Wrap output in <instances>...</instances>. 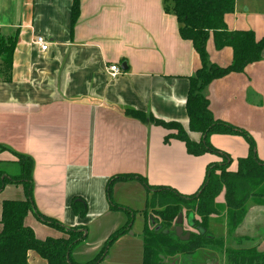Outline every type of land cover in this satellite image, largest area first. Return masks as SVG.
Instances as JSON below:
<instances>
[{
  "label": "crops",
  "instance_id": "obj_1",
  "mask_svg": "<svg viewBox=\"0 0 264 264\" xmlns=\"http://www.w3.org/2000/svg\"><path fill=\"white\" fill-rule=\"evenodd\" d=\"M80 4L73 28V0H0V40L17 36L12 66L6 68L0 59L1 180L20 174L16 154L32 159L36 209L67 228H87L88 238L73 252L79 263L82 251L94 253L115 232V217H120L123 228L129 222L126 215L143 210L145 232L155 196L138 181H119L112 196L122 209L115 210L107 196L111 179L137 174L152 187L190 196L202 186L207 167L222 161L214 154L191 156L182 141L170 137L166 142L175 131L127 114L137 111L179 123L193 142L202 140V134L190 131L186 109L190 80L202 67L201 59L193 43L181 37V25L166 11V0H80ZM225 27L227 33L253 32L257 41L264 39V0H237L235 12L225 17ZM39 36L50 43L47 52L34 43ZM207 51L211 63L221 68L234 61L233 48L218 49L213 35ZM112 65L122 70L115 79L107 74ZM205 95L215 120L246 132L264 162V51L262 59L243 73L214 81ZM209 141L230 156V172H236L238 160L249 155V143L242 135L213 134ZM15 165L17 175L3 169ZM74 199L85 201V218L75 215ZM8 201H26L24 187L8 184L0 192V222L3 203ZM216 203L218 214L210 217L204 234L227 240L231 249L264 252V203L251 197L236 223L224 193ZM25 225L40 241L68 239L33 213ZM106 227L110 229L98 239ZM2 229L0 223V233ZM128 235L134 233L121 236L118 243ZM143 258L144 245L139 264ZM195 260L178 256L167 264H198ZM28 262L48 264L33 251ZM221 262L213 257L204 264Z\"/></svg>",
  "mask_w": 264,
  "mask_h": 264
},
{
  "label": "trees",
  "instance_id": "obj_2",
  "mask_svg": "<svg viewBox=\"0 0 264 264\" xmlns=\"http://www.w3.org/2000/svg\"><path fill=\"white\" fill-rule=\"evenodd\" d=\"M237 0H166V11L173 13L179 24L180 35L184 40L193 43L196 53L199 55L202 67L197 71L190 82V90L186 109L190 121V131L202 134L199 143L193 142L183 127L176 122L167 123L152 116L137 111H128L127 114L142 120L149 121L167 130H175V135L168 136L166 142L172 137L182 141L187 148L188 154L200 157L206 154H214L222 158L221 164L213 163L207 167L205 180L200 189L193 195L185 196L176 190L165 187H152L147 180L137 174H125L111 179L107 187V196L110 206L120 210L113 202L112 192L115 183L119 181H138L155 197H163V208L156 211L161 220L158 231L149 233L147 227L144 232V258L143 264H167L169 260L187 251L181 250V246H188L190 240L181 242L175 238L171 231L176 226L178 216L182 214L183 208L193 209V225L198 226L202 231L200 239L208 244L216 241L214 237L204 234L209 219L212 215L218 214L216 200L223 193L225 203L233 220L236 223L238 215L246 212V205L255 193L251 194L252 188L264 185V162L258 159L256 145L253 139L244 131L221 121L215 120L205 95L206 89L216 80L222 79L232 73H243L246 67L259 62L264 51V39L257 41L253 32L227 33L225 31V17L235 12ZM80 0H73L72 27L74 28L80 17ZM214 36L216 47H232L234 50V61L232 65L221 68L212 64L207 51V44ZM17 43V36L0 40V59L5 67L10 68L13 61V53ZM213 134L242 135L249 143V155L238 160L236 172H230L229 168L232 159L228 154L216 149L209 141ZM20 174L17 176H6L1 180L0 192L8 184L22 185L26 191V201L3 203L0 233V264H29L28 255L31 251L36 252L48 264H99L107 257L105 251L115 243L121 236L129 233L132 228L133 218L128 224L112 234L106 241L100 255L95 259L79 263L73 258L74 250L83 243L88 235L87 228H67L59 221L41 214L35 206L33 198V161L31 158L18 155ZM220 171V174L217 172ZM153 202L150 203L149 208ZM149 205V203H148ZM72 209L76 216L85 218L88 208L84 200L74 199ZM33 213L43 224L53 227L68 236V239H47L40 241L36 238L34 231L25 225V219ZM129 213V211H128ZM133 214L132 212L129 213ZM147 215V213H146ZM198 216L199 220H195ZM206 226V227H205ZM199 239V240H200ZM177 243L170 247L168 243ZM223 242V240H219ZM190 247V252H191ZM226 264H264V252L256 249L235 250L225 249ZM188 257V256H183Z\"/></svg>",
  "mask_w": 264,
  "mask_h": 264
},
{
  "label": "rangeland",
  "instance_id": "obj_3",
  "mask_svg": "<svg viewBox=\"0 0 264 264\" xmlns=\"http://www.w3.org/2000/svg\"><path fill=\"white\" fill-rule=\"evenodd\" d=\"M171 131H175V130H171ZM175 132L177 133V131H175ZM222 162H223V160L218 164H221ZM3 169L5 170L6 173H9V174H15V175L19 174V168L16 165L13 167H6ZM217 174H220V171H218ZM252 193H255V197L257 198V200L264 203V201H262V198H264V185L252 188L251 194ZM112 198H113V196H112ZM162 199H163V197H160V196L155 197V200L153 201V204L150 207V211H149L148 219H147V224L145 226V228L147 227V230L149 231V233H153L154 231L156 232L160 228L161 220L156 215V211H160L163 208V206L161 204ZM113 202H114V198H113ZM157 202H161V203H157ZM182 210H183L182 214L184 215V218H186V221H184V224L186 226H184V224L182 225V227L184 229V233L185 234L190 233L191 235H190V239H189L190 243L188 244V246H186V245L181 246V250L187 251L186 255L182 254L180 256L193 257L196 259L195 261L198 264H204V262L207 259L209 260V259L215 257V258H220L222 260V262L220 264H226V257L224 255L223 251L225 249H228L227 245L229 243L227 242V240L222 239L223 242H219L220 239L215 238V240H217V242L213 241V242H210L207 244L205 242V240L200 239L199 235H202V231L198 228V226L193 225V222H192V225H190V223H189L190 218H193V216L190 217V215H189V214H194L193 209L190 210V209L185 207ZM131 212L133 214H131V215L128 214L126 216L129 217V220H131L133 218L132 228H131V231L129 232V234L134 233V236L130 237V235H128V237L124 241V243H118L119 239L117 241H115V243L112 244L110 247H108V249L105 251V253H107V257L105 259H102V261H100L99 264H139V257H140V254L143 252V245H144L143 220L145 218V215H144L145 213L143 212V210H135V211H131ZM197 218H198L197 220L200 221V218L198 216H197ZM194 219L196 220L195 215H194ZM113 224L118 225L115 232L117 230H119L120 228H122V226H123V224H120V217H115V219L113 220ZM207 226H208V224H207ZM173 227H174V225L172 226L171 231L173 233H175L174 237L178 238L181 242H187V241H182L181 238H179L177 236V233H176L177 224H176L175 228H173ZM109 229L110 228H108V227L104 228V230L102 229L97 234L96 237H99L98 239L104 237ZM115 232L113 230L109 234V237L112 234H114ZM104 245L105 244L102 243L100 245L101 248L99 250L95 251L94 253H92L89 250L82 251L81 263H85V262H88V261L95 259L102 252ZM176 245H177V243H172L171 241H170V243H168V246H170V247H174ZM190 247L192 249L191 252H190ZM211 252H214V253L216 252L218 254V256H216L217 254L213 255V253H211ZM200 253H203V255ZM174 259H171L169 261L174 262Z\"/></svg>",
  "mask_w": 264,
  "mask_h": 264
},
{
  "label": "built area",
  "instance_id": "obj_4",
  "mask_svg": "<svg viewBox=\"0 0 264 264\" xmlns=\"http://www.w3.org/2000/svg\"><path fill=\"white\" fill-rule=\"evenodd\" d=\"M34 43L41 49L42 52H47L50 43L42 36L36 37ZM107 74L111 79H115L122 74V70L118 65H112L108 67Z\"/></svg>",
  "mask_w": 264,
  "mask_h": 264
},
{
  "label": "water",
  "instance_id": "obj_5",
  "mask_svg": "<svg viewBox=\"0 0 264 264\" xmlns=\"http://www.w3.org/2000/svg\"><path fill=\"white\" fill-rule=\"evenodd\" d=\"M122 70L123 71H126L127 70V66L126 64H123L122 66ZM190 225H192V218H190V221H189ZM177 224V228H176V233H177V236L179 238H181L182 241H188L190 239V233H184V229L182 227V225L184 224V215L183 214H180L178 216V220L176 222ZM87 234V232H86Z\"/></svg>",
  "mask_w": 264,
  "mask_h": 264
}]
</instances>
